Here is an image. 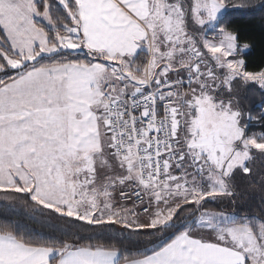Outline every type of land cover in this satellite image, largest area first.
Here are the masks:
<instances>
[{
	"label": "snow or ice",
	"instance_id": "snow-or-ice-1",
	"mask_svg": "<svg viewBox=\"0 0 264 264\" xmlns=\"http://www.w3.org/2000/svg\"><path fill=\"white\" fill-rule=\"evenodd\" d=\"M257 11L0 0V264H264Z\"/></svg>",
	"mask_w": 264,
	"mask_h": 264
},
{
	"label": "trees",
	"instance_id": "trees-1",
	"mask_svg": "<svg viewBox=\"0 0 264 264\" xmlns=\"http://www.w3.org/2000/svg\"><path fill=\"white\" fill-rule=\"evenodd\" d=\"M235 20L242 30L245 33V39L249 40L253 43L254 47L247 53L246 59L248 64L252 68H258L259 66L264 65V13L255 12L248 15H240L236 14L232 17ZM257 102H259V98L257 97ZM252 107V105H249ZM257 111H262L258 104L256 103ZM261 130V126L258 124L252 125V131L258 132ZM259 202V199L256 200Z\"/></svg>",
	"mask_w": 264,
	"mask_h": 264
},
{
	"label": "rangeland",
	"instance_id": "rangeland-1",
	"mask_svg": "<svg viewBox=\"0 0 264 264\" xmlns=\"http://www.w3.org/2000/svg\"><path fill=\"white\" fill-rule=\"evenodd\" d=\"M257 104L259 106V102H257ZM262 111H264V109ZM256 196H257V199H258V190H257Z\"/></svg>",
	"mask_w": 264,
	"mask_h": 264
}]
</instances>
